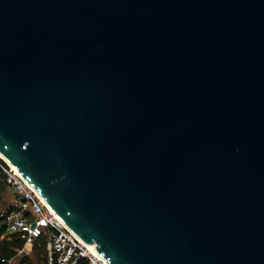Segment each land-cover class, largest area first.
Returning <instances> with one entry per match:
<instances>
[{
	"label": "water",
	"instance_id": "95a60500",
	"mask_svg": "<svg viewBox=\"0 0 264 264\" xmlns=\"http://www.w3.org/2000/svg\"><path fill=\"white\" fill-rule=\"evenodd\" d=\"M0 155L107 264H264V0H0Z\"/></svg>",
	"mask_w": 264,
	"mask_h": 264
},
{
	"label": "built area",
	"instance_id": "2783aa9c",
	"mask_svg": "<svg viewBox=\"0 0 264 264\" xmlns=\"http://www.w3.org/2000/svg\"><path fill=\"white\" fill-rule=\"evenodd\" d=\"M0 172L6 175L5 192L9 193L7 205L0 209V241L16 239L22 243L13 249L12 257L1 258V262L10 263L14 255L29 256L35 248L43 256L39 264H107L57 218L38 192L1 157Z\"/></svg>",
	"mask_w": 264,
	"mask_h": 264
},
{
	"label": "rangeland",
	"instance_id": "374dc122",
	"mask_svg": "<svg viewBox=\"0 0 264 264\" xmlns=\"http://www.w3.org/2000/svg\"><path fill=\"white\" fill-rule=\"evenodd\" d=\"M3 200L0 202V209L3 208L5 205H7L9 201V193L5 192L3 193ZM16 248V247H15ZM13 254H15V251H13ZM13 256V255H12ZM11 256V257H12ZM15 257L12 258L10 263H4V264H24L27 262V264H39L43 260L42 253L32 250V252L29 254V256H25L26 258L22 260L23 254L14 255Z\"/></svg>",
	"mask_w": 264,
	"mask_h": 264
},
{
	"label": "trees",
	"instance_id": "16d2710c",
	"mask_svg": "<svg viewBox=\"0 0 264 264\" xmlns=\"http://www.w3.org/2000/svg\"><path fill=\"white\" fill-rule=\"evenodd\" d=\"M22 246V243L16 239H12L11 241L3 240L0 241V259H7L13 255V249L19 248ZM35 249V248H34ZM26 257L22 258L25 259ZM0 264H4L0 261ZM77 264H85L83 261L78 262Z\"/></svg>",
	"mask_w": 264,
	"mask_h": 264
},
{
	"label": "bare ground",
	"instance_id": "6f19581e",
	"mask_svg": "<svg viewBox=\"0 0 264 264\" xmlns=\"http://www.w3.org/2000/svg\"><path fill=\"white\" fill-rule=\"evenodd\" d=\"M0 157L3 159V161H5L8 165H10L13 169H14V167L12 166V164L8 161V160H6L4 157H2L1 155H0ZM42 200L44 201V199L42 198ZM44 203H45V201H44ZM56 215V214H55ZM57 216V215H56ZM58 219H59V217H57ZM66 227H68L61 219H59ZM87 247H88V249H90V251L94 254V255H97L96 254V252H95V249H94V244L93 245H89V244H87ZM99 256V255H98ZM100 257V256H99Z\"/></svg>",
	"mask_w": 264,
	"mask_h": 264
},
{
	"label": "crops",
	"instance_id": "0c3cea01",
	"mask_svg": "<svg viewBox=\"0 0 264 264\" xmlns=\"http://www.w3.org/2000/svg\"><path fill=\"white\" fill-rule=\"evenodd\" d=\"M3 195H4V194L2 193V197H1V199H0V202H1V201H4V200H3Z\"/></svg>",
	"mask_w": 264,
	"mask_h": 264
}]
</instances>
